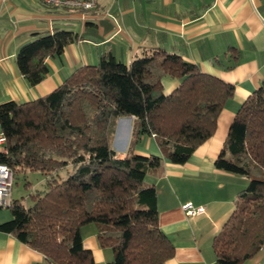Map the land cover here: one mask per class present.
<instances>
[{
	"label": "trees",
	"instance_id": "obj_1",
	"mask_svg": "<svg viewBox=\"0 0 264 264\" xmlns=\"http://www.w3.org/2000/svg\"><path fill=\"white\" fill-rule=\"evenodd\" d=\"M78 37L65 29L37 34L18 49L20 72L39 84L50 71L46 59L61 58ZM167 78L177 81L169 92ZM234 93V84L181 54L145 48L130 63L105 52L43 97L0 103V132L7 139L0 163L14 177L29 171L45 176L31 203L14 199L12 218L0 223V231L52 264H96L82 234L83 226L95 223L99 244L114 254L105 264H168L176 248L160 225L158 190L146 176L164 157L188 162L215 134ZM127 116L134 126L121 157L113 143L119 119ZM147 136L162 156L135 151ZM215 165L249 179L213 239L217 264H243L264 246V81L238 109Z\"/></svg>",
	"mask_w": 264,
	"mask_h": 264
},
{
	"label": "crops",
	"instance_id": "obj_2",
	"mask_svg": "<svg viewBox=\"0 0 264 264\" xmlns=\"http://www.w3.org/2000/svg\"><path fill=\"white\" fill-rule=\"evenodd\" d=\"M64 29L78 33V40L65 48L61 58L48 57V75L31 85L18 68V49L39 33ZM122 45L129 49L124 58L115 51ZM89 48L100 49L97 58ZM145 48L179 53L203 72L235 86L215 134L190 160L175 164L164 157L160 169L146 176V182L157 187L160 225L176 248L168 264H217L213 239L249 179L218 169L215 161L238 109L264 81V0H99L91 11L56 8L39 0H0V103L43 97L77 68L97 63L105 52L130 63ZM164 85L169 92L177 81L167 78ZM124 119L128 123L125 144L113 145L123 157L129 151L134 117H121L118 125ZM135 151L162 156L151 136L144 137ZM186 202L203 207L204 212L187 215ZM36 262L52 264L41 252L0 231V264ZM243 264H264V246Z\"/></svg>",
	"mask_w": 264,
	"mask_h": 264
},
{
	"label": "rangeland",
	"instance_id": "obj_3",
	"mask_svg": "<svg viewBox=\"0 0 264 264\" xmlns=\"http://www.w3.org/2000/svg\"><path fill=\"white\" fill-rule=\"evenodd\" d=\"M119 40L117 37L116 41ZM114 42V41H113ZM111 45V44H109ZM114 48V43L112 44ZM105 49L109 48V46L105 45ZM129 49L122 47H116L115 51L118 53L117 55L120 57H126ZM91 51V52H90ZM97 49L89 48V53L94 54L95 58L98 57ZM91 54V55H92ZM93 58V57H92ZM120 121V120H119ZM133 125V124H132ZM116 138L113 143L114 147L120 148L125 144L128 134V123L126 119L121 120L119 125L117 126ZM45 176L40 171H29L26 175H17L15 177L14 186H13V197L15 200L27 201V203H31L30 195L32 191H36L37 189H43L44 187ZM246 187V186H245ZM12 218V211L9 207L0 208V222L3 223ZM82 234L84 237V244L86 247H90L93 249L94 256L96 259V264H105L107 262L113 261L114 254L111 248H103L99 244L97 239V226L95 223L87 224L82 227Z\"/></svg>",
	"mask_w": 264,
	"mask_h": 264
},
{
	"label": "built area",
	"instance_id": "obj_4",
	"mask_svg": "<svg viewBox=\"0 0 264 264\" xmlns=\"http://www.w3.org/2000/svg\"><path fill=\"white\" fill-rule=\"evenodd\" d=\"M46 5L65 8L68 10L91 11L98 7L99 0H39ZM7 139L0 132V150H6ZM123 157V153H119ZM14 171L4 163H0V208L10 207L14 203L13 186H14ZM183 209L187 215H195L204 212L203 207H195L192 202L183 204Z\"/></svg>",
	"mask_w": 264,
	"mask_h": 264
}]
</instances>
